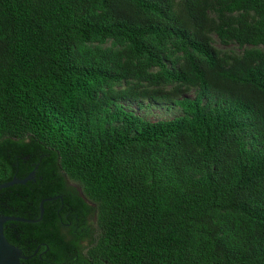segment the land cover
I'll use <instances>...</instances> for the list:
<instances>
[{
    "label": "trees",
    "instance_id": "1",
    "mask_svg": "<svg viewBox=\"0 0 264 264\" xmlns=\"http://www.w3.org/2000/svg\"><path fill=\"white\" fill-rule=\"evenodd\" d=\"M33 171L0 214L39 218L61 173L96 206L84 253L52 202L5 223L49 261L264 264V0H0V184Z\"/></svg>",
    "mask_w": 264,
    "mask_h": 264
},
{
    "label": "flooded vegetation",
    "instance_id": "2",
    "mask_svg": "<svg viewBox=\"0 0 264 264\" xmlns=\"http://www.w3.org/2000/svg\"><path fill=\"white\" fill-rule=\"evenodd\" d=\"M60 177L62 179V185H58L56 186V188H54V193L44 199V204L47 202H52V204L57 206L55 212V222L59 227L60 233L63 235L66 242L76 243L79 246L80 253H84L94 243L98 235L96 206L94 203L86 199L83 194L82 188L77 182L69 179L64 173H61ZM32 180H35V176ZM77 198H80L83 203L77 205ZM44 214L45 208L43 215H40L39 218L34 219L35 221L32 223L45 222ZM12 222L17 221L13 220ZM16 247L20 248L23 254L27 257L26 259H24V264H35V262H40L42 264H57L55 263V261L48 260L47 257L51 256V249L45 241L39 242L38 240H36L33 246H30L28 244H18V246ZM25 247L30 250L33 248V252L28 255L25 254ZM79 251L74 253L75 250L74 252L68 250V253H72V261L81 260ZM68 258L69 257H67V259L62 264H68Z\"/></svg>",
    "mask_w": 264,
    "mask_h": 264
},
{
    "label": "water",
    "instance_id": "3",
    "mask_svg": "<svg viewBox=\"0 0 264 264\" xmlns=\"http://www.w3.org/2000/svg\"><path fill=\"white\" fill-rule=\"evenodd\" d=\"M35 176L34 171L31 172L26 178L23 180L14 177L11 181L0 184V190L3 188H7L13 186L15 184H25L28 181L32 180ZM44 202L43 200L40 203V214L41 216L44 213ZM22 221V222H34L32 219H25L20 217H13L0 214V264H22V260L27 257L23 254L22 250L15 245H13L7 237L5 236L4 226L8 221Z\"/></svg>",
    "mask_w": 264,
    "mask_h": 264
},
{
    "label": "rangeland",
    "instance_id": "4",
    "mask_svg": "<svg viewBox=\"0 0 264 264\" xmlns=\"http://www.w3.org/2000/svg\"><path fill=\"white\" fill-rule=\"evenodd\" d=\"M216 46L219 49L224 51H233L236 53L242 52V48L237 45L225 46L220 42H216ZM190 97H193L194 91L189 92ZM150 104V105H149ZM130 107L136 111L141 116L145 117L150 121H158L163 119H173L176 116H179L182 111L179 107H176L173 103L165 102V103H155L151 101L144 102H131L129 103ZM98 233V228H97Z\"/></svg>",
    "mask_w": 264,
    "mask_h": 264
}]
</instances>
